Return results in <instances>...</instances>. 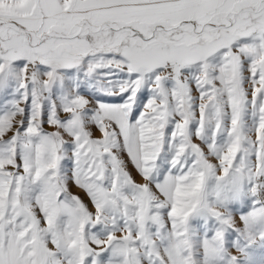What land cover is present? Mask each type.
<instances>
[{"label": "snow or ice", "instance_id": "obj_1", "mask_svg": "<svg viewBox=\"0 0 264 264\" xmlns=\"http://www.w3.org/2000/svg\"><path fill=\"white\" fill-rule=\"evenodd\" d=\"M0 264H264V0H0Z\"/></svg>", "mask_w": 264, "mask_h": 264}]
</instances>
